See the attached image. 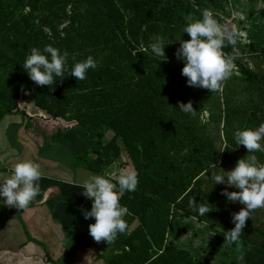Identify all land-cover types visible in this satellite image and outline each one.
I'll return each mask as SVG.
<instances>
[{"label":"trees","instance_id":"trees-1","mask_svg":"<svg viewBox=\"0 0 264 264\" xmlns=\"http://www.w3.org/2000/svg\"><path fill=\"white\" fill-rule=\"evenodd\" d=\"M225 1L0 0V122L11 113L45 121L42 128L50 135L44 137L52 141L79 127L96 142L77 156L76 166L104 174L126 157L137 173L136 190L119 200L128 210L122 252L106 264H237V255L243 256L242 264H264V208L246 218L238 250L224 244L223 232L234 226L231 214L243 205L226 201L220 194L226 186L213 185L210 178L248 155L243 145L235 144L234 132L264 121V39L253 33L247 47L237 42L222 49L235 69L232 87L221 86L217 102L214 92L205 100L198 87L186 85L183 61L174 55L180 40L189 39L182 26L199 19L202 9L222 21L218 13L225 10ZM157 35L166 44L162 57H153L148 49ZM46 44L66 52L69 67L87 56L97 67L82 81L69 74L53 86H37L22 63L32 47ZM245 54L258 58L255 67L244 62ZM178 101H190L194 114L180 112ZM29 102L49 118L28 116ZM237 119L242 125L231 124ZM107 131L113 136L105 141ZM260 143L261 151L253 154L264 164V139ZM191 198L210 210L197 215L189 206ZM176 212L218 235L212 258L201 256L198 247V255H192L176 243Z\"/></svg>","mask_w":264,"mask_h":264},{"label":"clouds","instance_id":"clouds-1","mask_svg":"<svg viewBox=\"0 0 264 264\" xmlns=\"http://www.w3.org/2000/svg\"><path fill=\"white\" fill-rule=\"evenodd\" d=\"M182 32L187 33L189 39L180 40L174 55L183 61L180 71L186 78V85L204 88L210 93L218 91L233 70L232 58L225 57L221 50L225 46L236 45L240 35L237 28L218 23L208 9H202L199 19L185 23ZM165 45L157 35L152 38L148 49L153 57H162L165 56ZM96 67L92 56L74 62L69 67L67 53L50 44L42 48L32 47L22 63L23 70L32 82L37 86L48 87L69 74L77 81H82L88 70H95ZM176 108L185 114L195 112L190 101H178ZM233 136L235 144L243 145L248 155L238 159L232 169L212 173L210 178L213 185L219 183L226 186L220 193L226 201L243 205L239 211L231 214L234 226L223 232V243L235 245L238 250L246 218H251L255 209L264 208V164H258L253 154L261 151L264 121L254 128L236 130ZM40 177L38 166L31 160H18L12 164L10 175L0 179V206L25 209L40 193ZM137 182L135 170L121 172L112 178L89 173L80 181L78 186L82 189L81 194L91 201V207L83 211V217L93 220L88 225V234L94 241L109 243L126 231L127 223L123 217L128 210L119 200L126 191L134 192ZM228 186L237 191H228ZM189 206L199 216H204L210 210L203 204L195 203L192 198ZM243 259L242 255H237V264H242Z\"/></svg>","mask_w":264,"mask_h":264},{"label":"crops","instance_id":"crops-1","mask_svg":"<svg viewBox=\"0 0 264 264\" xmlns=\"http://www.w3.org/2000/svg\"><path fill=\"white\" fill-rule=\"evenodd\" d=\"M27 114L49 118L36 106L28 107ZM46 123L29 121L18 113L7 114L0 122V179L10 175L18 160L33 161L41 173L40 193L25 209L0 206V264H106L122 252L125 235L107 243L96 242L88 234L93 220H85L83 211L90 209L91 201L81 194L78 184L87 174L99 173L76 166L77 156L89 150L96 137L77 127L52 141L44 137L50 135L42 128ZM114 165L101 175L116 176L119 171L113 170ZM188 245L185 248L198 255V246Z\"/></svg>","mask_w":264,"mask_h":264},{"label":"rangeland","instance_id":"rangeland-1","mask_svg":"<svg viewBox=\"0 0 264 264\" xmlns=\"http://www.w3.org/2000/svg\"><path fill=\"white\" fill-rule=\"evenodd\" d=\"M263 9H264V0H226L225 10L218 13V16H220L222 21H219L217 19L216 20L218 21V23H221V24H228L230 26L234 25L237 28L238 32L240 33L239 37L237 38V42H239L242 46L247 47L251 41L250 35L253 33L259 34L264 39V36H263L264 15L261 13ZM236 52L240 53L238 49H236ZM253 57L254 56L245 54L243 57L244 62L249 63L251 67H255L254 60L256 59L258 61V58L257 57L253 58ZM262 67L264 68V65ZM234 69H235V66L233 63V70ZM233 77L234 76L231 74L224 81L222 88L223 86H226V88L228 89L229 87H232L231 85L233 84L232 82ZM198 91L202 92L205 100L206 98H208L207 94L210 92L207 89L198 88ZM221 94H223L222 89L221 91L218 90L214 92V98L216 102H217V98L219 99V96ZM231 96L234 97L235 94L232 92ZM220 98L223 99V96ZM244 99H246L245 94L242 95V100ZM26 106L27 108L30 106L34 107L32 102L26 103ZM223 107H224V104H222V109ZM217 109H215V111ZM208 118H209V113L205 111L202 115V119L206 126L208 122L207 120H209ZM238 121H239L238 119L232 120L231 124L234 126L242 125V123L240 124ZM217 124H220V123H217ZM221 134L223 138L222 140L223 142L222 141L221 142L223 143V147H224L225 145L224 130L222 128H221ZM112 136H113V132L107 131L105 133L104 140L105 141L110 140ZM213 140H214V143L216 144V140L214 137H213ZM116 163L117 164L115 165L113 164L114 165L113 170L119 171L117 172L116 175L120 174V171L123 168L126 171L130 170V167L129 169L127 168L128 163L126 162V157H123L121 160L117 161ZM172 221L174 224V228H176L174 229L175 231L172 232V235L177 234L176 238H178V240L180 241L179 243L180 246L184 247L192 243L193 245L198 246V250L201 251V256H206L209 258L213 257L212 254L215 253L219 245V238L217 234H214L213 231L209 232L206 229L205 225L201 222L196 221V219H187L186 217H184L183 215H180L177 212L173 215ZM188 246L191 247V245H188ZM225 253L228 254V251H225ZM233 253H234L233 255H237L236 251H234Z\"/></svg>","mask_w":264,"mask_h":264}]
</instances>
